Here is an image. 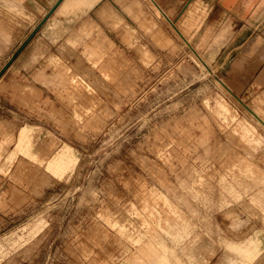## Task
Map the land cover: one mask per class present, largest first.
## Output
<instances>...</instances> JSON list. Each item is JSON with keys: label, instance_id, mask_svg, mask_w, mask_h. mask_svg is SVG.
Here are the masks:
<instances>
[{"label": "rangeland", "instance_id": "rangeland-1", "mask_svg": "<svg viewBox=\"0 0 264 264\" xmlns=\"http://www.w3.org/2000/svg\"><path fill=\"white\" fill-rule=\"evenodd\" d=\"M71 10L0 72V264H264V100L203 1Z\"/></svg>", "mask_w": 264, "mask_h": 264}, {"label": "crops", "instance_id": "crops-1", "mask_svg": "<svg viewBox=\"0 0 264 264\" xmlns=\"http://www.w3.org/2000/svg\"><path fill=\"white\" fill-rule=\"evenodd\" d=\"M57 1L0 0V72L24 73L28 63L36 64L38 26ZM100 1L61 0L42 24L53 14L91 9ZM202 1L204 24L217 37L211 64L217 76L234 94L264 100V0Z\"/></svg>", "mask_w": 264, "mask_h": 264}, {"label": "water", "instance_id": "water-1", "mask_svg": "<svg viewBox=\"0 0 264 264\" xmlns=\"http://www.w3.org/2000/svg\"><path fill=\"white\" fill-rule=\"evenodd\" d=\"M60 1L61 0L57 1V3L45 14L46 16L44 17V20H46L50 16L51 12L56 8ZM43 21L41 22V24L43 23ZM41 24L38 26V28L41 26Z\"/></svg>", "mask_w": 264, "mask_h": 264}]
</instances>
